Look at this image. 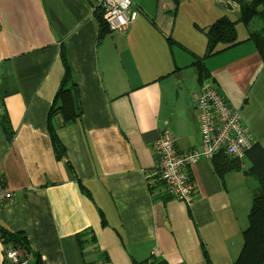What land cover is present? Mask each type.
I'll list each match as a JSON object with an SVG mask.
<instances>
[{
  "label": "crops",
  "instance_id": "crops-1",
  "mask_svg": "<svg viewBox=\"0 0 264 264\" xmlns=\"http://www.w3.org/2000/svg\"><path fill=\"white\" fill-rule=\"evenodd\" d=\"M101 3L0 0V94L14 132L8 138L0 129V182L14 194L0 204V223L26 232L44 264H207L204 249L211 264H234L258 188L244 172L251 162L221 181L213 159L200 160L191 168L196 193L187 204L167 194L154 145L168 132L180 151L200 147L194 102L200 83L196 72L188 76L192 54L206 51V36L197 26L222 16L239 20V5L132 0V26L99 41L95 12ZM239 24L241 43L205 62L209 78L263 145L264 62L248 39L258 28L241 31ZM62 45L84 115L68 126L60 116L55 122L91 197L80 190L67 160L56 158L48 131V112L64 74ZM85 231L96 240L82 254L77 234Z\"/></svg>",
  "mask_w": 264,
  "mask_h": 264
},
{
  "label": "trees",
  "instance_id": "trees-1",
  "mask_svg": "<svg viewBox=\"0 0 264 264\" xmlns=\"http://www.w3.org/2000/svg\"><path fill=\"white\" fill-rule=\"evenodd\" d=\"M231 1L236 2L240 7L241 16L239 20H232L228 16H222L208 27L202 28L197 26L198 29L205 34L207 39L204 55L197 56L194 53H191L194 55V61L191 63V66L195 68L200 84L210 77V72L205 60L241 43V41L238 40L237 24L241 22L245 26H249L254 17H262L264 20V0ZM95 16L99 24V41H102L104 37L111 32L109 25L104 18L102 6L96 7ZM248 39L254 42L258 53L264 62V24L258 30H251ZM168 41L170 44L177 43L171 38H168ZM60 57L64 66V74L48 112V131L56 158L58 160H67L70 168L75 174L80 190L88 197H91L90 190L78 176L65 146L58 136V126L55 122V116H60L63 125L68 126L76 122H81L84 115L79 85L74 78L65 45L61 46ZM2 106L3 99L0 94V107ZM0 129L6 133L8 138H12L14 132L5 109L0 111ZM246 159L251 162V165L249 168L245 169L244 172L258 182V188L253 194L252 206L248 216V227L243 233V249L234 264H264V146L259 142H255L253 147L248 151ZM245 160L233 158L226 154H219L212 160V166L215 174L221 181H223L229 172L244 170ZM107 225V220L102 214V226L105 227ZM90 233L91 231H85L77 234V240L82 254H84L85 247L88 244L94 243L96 240L95 236L89 237ZM0 238L5 246L4 264H16L8 257L6 248L9 245H12V247L20 253L21 257L28 261V264H44L41 254L32 249L26 232L21 230L14 231L0 223ZM203 252L207 264H211L207 250L204 249ZM144 263L167 264L163 260L151 263L146 260L140 264ZM86 264L89 263L86 262ZM134 264H138V262L134 260Z\"/></svg>",
  "mask_w": 264,
  "mask_h": 264
},
{
  "label": "built area",
  "instance_id": "built-area-1",
  "mask_svg": "<svg viewBox=\"0 0 264 264\" xmlns=\"http://www.w3.org/2000/svg\"><path fill=\"white\" fill-rule=\"evenodd\" d=\"M104 18L112 32L126 31L134 21L136 12L132 0H102ZM194 102L199 112L202 135L201 147L190 151L177 149L175 139L168 132L155 142L158 172L168 195L187 204L194 201L196 184L191 178V168L202 159H213L219 154L244 159L255 141L245 128L241 110L232 106L220 93L212 79L200 84ZM12 190L0 182V204L12 199ZM8 257L16 264H28L11 245Z\"/></svg>",
  "mask_w": 264,
  "mask_h": 264
},
{
  "label": "rangeland",
  "instance_id": "rangeland-1",
  "mask_svg": "<svg viewBox=\"0 0 264 264\" xmlns=\"http://www.w3.org/2000/svg\"><path fill=\"white\" fill-rule=\"evenodd\" d=\"M231 17H234V16H231ZM240 24H239V28H240V30L242 31V30H245V25H243V23H241V22H239ZM262 24H264V20L262 19V17H254L253 19H252V21L250 22V24H249V26L251 27V26H255L256 28H258V29H260L261 28V26H262ZM131 26H132V24H131ZM130 26V27H131ZM129 27V28H130ZM128 28V29H129ZM127 29V30H128ZM258 29H255V30H258ZM204 55V54H203ZM201 56V55H200ZM195 72H196V70H195V68L194 67H190L189 69H188V76H189V74H191V77L190 78H193L194 77V75H195ZM0 111H3V108L2 107H0ZM263 143V145H264V142H262ZM176 144V143H175ZM201 144H202V139H201ZM200 147H201V145H200ZM178 149V148H177ZM190 151V150H189ZM214 159V158H213ZM246 159V157L244 158V160ZM247 160V159H246ZM9 201V200H8ZM8 201H6V202H8ZM12 246V245H11ZM9 247V246H8ZM8 247L6 248L7 249V253H8ZM4 252H5V246H4ZM20 254V253H19ZM20 258H21V260H24L22 257H21V255H20ZM10 259V258H9ZM11 260V259H10ZM12 261V260H11ZM13 262V261H12ZM145 264V263H144Z\"/></svg>",
  "mask_w": 264,
  "mask_h": 264
},
{
  "label": "water",
  "instance_id": "water-1",
  "mask_svg": "<svg viewBox=\"0 0 264 264\" xmlns=\"http://www.w3.org/2000/svg\"><path fill=\"white\" fill-rule=\"evenodd\" d=\"M178 75V74H177Z\"/></svg>",
  "mask_w": 264,
  "mask_h": 264
}]
</instances>
